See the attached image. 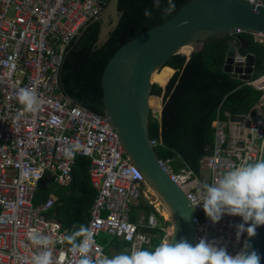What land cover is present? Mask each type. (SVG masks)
Wrapping results in <instances>:
<instances>
[{
  "label": "built area",
  "instance_id": "2783aa9c",
  "mask_svg": "<svg viewBox=\"0 0 264 264\" xmlns=\"http://www.w3.org/2000/svg\"><path fill=\"white\" fill-rule=\"evenodd\" d=\"M243 1L264 6L263 0ZM103 5L104 0H0V264H31V257L41 250L29 239L33 229L54 241L50 247L55 264H78L79 254L67 243L61 221L43 214L55 196L49 193L39 204H32L35 185L44 174L62 186L71 182L76 155L90 159L87 174L94 196L86 226L95 241L99 232H105L127 243L128 252L142 249L150 243L151 231H141L139 226L163 229L159 245L170 239V218L160 212L163 205L130 162L116 128L100 114L72 105L61 90L59 74L66 51ZM240 32L237 28L235 34ZM252 36L264 45V34ZM243 81L261 93L248 112L232 116L224 112L225 118L213 119L212 148L200 160L198 174L189 168L175 172L170 160H157L193 208L202 202V183H212L232 167L259 159L264 72ZM25 87L33 88L40 99L35 113L25 112L17 99L19 89ZM76 144L80 147L74 157L67 158L65 149ZM150 144L154 148L158 141ZM141 199L153 210L138 211L137 221H132L131 209ZM194 212L195 244L203 237L225 246L230 254L241 250L247 233L237 241L235 225L243 222L242 217L225 214L213 223L202 204ZM157 214H162V221ZM90 255L94 260L112 257L97 241Z\"/></svg>",
  "mask_w": 264,
  "mask_h": 264
},
{
  "label": "trees",
  "instance_id": "16d2710c",
  "mask_svg": "<svg viewBox=\"0 0 264 264\" xmlns=\"http://www.w3.org/2000/svg\"><path fill=\"white\" fill-rule=\"evenodd\" d=\"M107 1L104 0V5ZM186 1L158 0L157 6V0H118L121 16L108 41L99 49L94 47L99 33V21H95L65 55L59 74L61 90L86 108L102 114L101 76L109 58L126 41L171 17ZM170 4L174 6L172 11H165ZM146 11L151 15L146 16ZM238 36L253 56L250 78H255L264 72V45L249 33L240 32ZM227 38H209L200 50L191 53L188 60L181 54L171 56L166 61L169 67L160 71L155 80L158 84L151 86L150 94L162 95L163 104L159 120L151 113L148 117V137L158 141L153 148L157 158L170 160L175 172L187 167L198 174L200 160L210 154L212 148L213 119L225 118L224 112L231 116L248 112L261 93L222 70ZM184 52L189 53L187 48ZM164 79L167 80L165 86L159 85ZM89 164L87 157L76 155L68 185L56 184L51 176L44 174L34 188L33 205L42 202L49 193L55 196L53 205L43 214L60 220L66 237L81 224L86 225L88 219V209L94 196L87 174ZM150 210L153 206L141 199L132 207L130 219L137 221L138 211L147 213ZM157 216L159 221L163 220L162 214ZM139 230L151 231L150 243L142 249L156 248L164 234L158 226H139ZM108 243V248L107 244H102L107 253L110 249L115 253L126 251L127 243L115 236L109 238Z\"/></svg>",
  "mask_w": 264,
  "mask_h": 264
},
{
  "label": "water",
  "instance_id": "95a60500",
  "mask_svg": "<svg viewBox=\"0 0 264 264\" xmlns=\"http://www.w3.org/2000/svg\"><path fill=\"white\" fill-rule=\"evenodd\" d=\"M117 6L118 0H108L100 13L81 28L66 54L95 21H99V33L94 47L101 48L119 22L121 12ZM237 28L251 35L264 34V6L254 7L243 0H187L171 17L122 44L102 72L101 116L116 128L130 162L167 210L172 228L168 242L185 239L195 245V212L183 189L158 165L150 144L147 123L152 107L148 105V98L153 96L150 89L155 83L150 76L167 66L171 56L181 54L188 60L209 38L228 36L222 70L233 78L247 80L252 72L253 56L247 52L243 39L235 34ZM185 46L191 47L188 54L182 52ZM67 98L72 105L85 107L77 99L69 95ZM259 160H264V138ZM246 240L250 250L260 255V264H264V226L256 228L254 237L246 235Z\"/></svg>",
  "mask_w": 264,
  "mask_h": 264
},
{
  "label": "clouds",
  "instance_id": "9594fccd",
  "mask_svg": "<svg viewBox=\"0 0 264 264\" xmlns=\"http://www.w3.org/2000/svg\"><path fill=\"white\" fill-rule=\"evenodd\" d=\"M173 7L170 4L165 11L170 12ZM145 15L151 13L146 11ZM17 99L25 112L35 113L40 108V99L33 88L19 89ZM79 147L76 144L65 149V156L72 159ZM199 191L202 202H197L195 207L202 204L205 215L213 223L219 222L225 214L242 217L243 222L235 225L237 241L245 232L249 238L254 237L256 228L264 226V160L242 162L212 183H202ZM29 239L41 249L31 257V264H55L50 247L54 243L51 237L33 229L29 232ZM65 239L72 245V252L79 254L78 264H260L261 260L257 251L250 250L247 240L235 255L215 240L202 237L195 245L185 239L176 243L165 241L151 250L122 251L111 258L105 256L94 260L90 252L96 241L90 227L81 224Z\"/></svg>",
  "mask_w": 264,
  "mask_h": 264
},
{
  "label": "bare ground",
  "instance_id": "6f19581e",
  "mask_svg": "<svg viewBox=\"0 0 264 264\" xmlns=\"http://www.w3.org/2000/svg\"><path fill=\"white\" fill-rule=\"evenodd\" d=\"M185 48H187V49H188V52H190L191 47H190V46H185V47L182 48V52H183V53H186V52H184V49H185ZM166 67H169V66H164V67H162V68H160V69H158V70L153 71L152 74H151V76H150V80H151L152 82H155L156 78L159 76L160 71H162V70L165 69ZM170 68H171V67H170ZM155 83H156V82H155ZM156 84H158V83H156ZM153 97H154V96H150V97L148 98V105H149L150 107L154 108V109H157L158 107H160V106H159V99H158L157 97H155L156 99H153ZM160 212H162V213L165 215L166 218H169V214H168V212H167L166 209H164V208H163V209H160Z\"/></svg>",
  "mask_w": 264,
  "mask_h": 264
},
{
  "label": "rangeland",
  "instance_id": "374dc122",
  "mask_svg": "<svg viewBox=\"0 0 264 264\" xmlns=\"http://www.w3.org/2000/svg\"><path fill=\"white\" fill-rule=\"evenodd\" d=\"M154 108L151 109V114L153 115L154 112ZM162 209V208H160ZM109 238H112V236H110L109 234L105 233V232H99L98 235L96 236V241L100 244H107V248L109 246ZM110 248V247H109ZM110 253L113 256L115 251L113 249H110Z\"/></svg>",
  "mask_w": 264,
  "mask_h": 264
},
{
  "label": "crops",
  "instance_id": "0c3cea01",
  "mask_svg": "<svg viewBox=\"0 0 264 264\" xmlns=\"http://www.w3.org/2000/svg\"><path fill=\"white\" fill-rule=\"evenodd\" d=\"M173 72H174V69H173ZM166 82H167V80L166 79H164V82L163 83H160L159 85H163V86H165V84H166ZM162 86V87H163ZM154 97L153 98H155V97H157L158 99H159V106L160 107H158L157 109H154L155 110V113L152 115V116H154V115H156V117H157V120H159V113H160V109H162V104H163V99H162V95H159V96H156V95H153ZM155 117V116H154ZM183 168H187V167H183ZM182 169V168H181ZM108 254H110L111 255V253H108ZM116 254H119V253H114V255H116ZM113 255V256H114ZM112 256V255H111Z\"/></svg>",
  "mask_w": 264,
  "mask_h": 264
}]
</instances>
